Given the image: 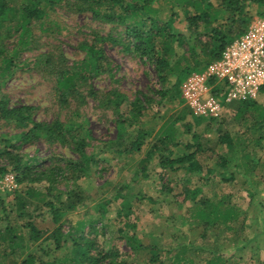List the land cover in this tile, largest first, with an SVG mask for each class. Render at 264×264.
Here are the masks:
<instances>
[{
  "label": "trees",
  "instance_id": "obj_1",
  "mask_svg": "<svg viewBox=\"0 0 264 264\" xmlns=\"http://www.w3.org/2000/svg\"><path fill=\"white\" fill-rule=\"evenodd\" d=\"M157 1L160 0H0V77L12 74L14 59L28 47L32 37V24L42 26L48 11L59 6L80 13L88 11L104 22L122 26L125 40L123 43L118 41V44L124 51L153 68L161 86V90L156 92L160 99L173 101L179 98L183 102L180 94L182 82L191 74L202 72L220 57L227 44L245 32L253 18L249 13L250 5L255 4L260 8L257 16L264 11V0H162L169 6L168 16L162 19L152 5ZM180 22H184V32L176 29ZM11 31L16 36V42L11 50H5L1 45V40L5 38L3 32L9 37L8 33ZM106 41L117 40L111 36L94 35L91 42L84 40L79 43L77 48L84 56L72 67L63 65L57 58L45 56L42 65L45 74L55 80V92L61 104L66 105L70 97H81L78 87L87 85L88 79L98 74L110 73L107 58L100 46ZM260 93L264 94V86ZM87 95L100 106L112 109L118 118L117 134L110 142V151L116 156L140 152L151 132L137 129L135 134H127L126 129L132 130L139 125L149 99L136 97L128 102L116 90L105 93L88 90ZM122 105L127 106L126 115L120 113ZM224 113L230 117L231 122L222 123ZM250 113H255L252 128L258 136L247 140L237 135V128L245 124ZM190 116L191 123L196 127L206 122L208 125H227V128L211 143L208 138H201L193 130L191 123H185L182 135H189V139L184 142L174 131V124L185 118L179 116L154 136V141L138 163L136 173L147 178V166L154 155L159 167L167 174L166 177L168 174L181 172L188 176L200 175L199 178L206 181L208 176L214 175L220 177L223 183H228L238 175L245 176L255 172L259 160L253 159L251 153L241 155V161L237 159L233 163L226 155H231L240 141H248L255 148H264V108L253 100H246L225 105L217 119L196 117L191 112ZM76 117L77 114L66 122H38L33 117V107H9L5 100L0 99V122L18 130L17 134L0 136V162H4L0 167V178L9 171L15 175L18 185L23 186L22 191L12 194L13 206L21 211L27 204L38 201L48 211L54 225L50 236L43 237L45 232L28 221L24 225L28 232L24 241L9 225L0 229V264L7 258L2 249L4 244L18 249V254H15L18 264H127L115 247L106 248L105 244L97 242L99 233H104L106 207L111 201L117 200H121L120 207L116 210V217L122 222L117 229L121 241L131 253L146 254L148 263L163 264L160 257L167 258L171 250L162 255L155 244H147L136 235V225L129 218L131 204L127 196L120 192L112 199L104 198L96 204L97 218L88 220L87 231L82 230L84 222L79 221L76 232H63L60 220L84 205L87 194L81 189L80 181L88 176L99 160L95 152L87 151L91 134L86 124ZM39 140L69 149L76 159L61 158L57 163L44 166L37 165L32 158H25L20 154L21 144H32ZM222 148L228 154H224ZM242 167L245 170L243 173ZM203 170L205 175L201 176ZM165 173L160 176L164 181L159 190L161 196L171 192L168 179L164 180ZM62 184L65 185L63 190L60 188ZM186 184H190V181H186ZM187 185L183 188V203H192L188 218L191 222L198 223L192 230L199 231L200 238L204 239L211 234L216 240L219 225L226 231L235 230V225L240 232L247 230L244 212H238L223 199L214 202L200 196L202 189L199 186L191 188ZM148 200L151 204L155 203L151 198ZM261 202L256 201V205L260 206ZM0 207L3 212L1 199ZM236 237L233 236V240H237ZM42 239H51L53 248L43 249L37 245L32 251V246ZM27 249L30 252L21 256ZM238 251V248L230 250L227 256L211 252L213 256L207 264H222L225 259H232ZM168 260L170 264H196L192 258H181L179 254L170 256Z\"/></svg>",
  "mask_w": 264,
  "mask_h": 264
},
{
  "label": "rangeland",
  "instance_id": "obj_2",
  "mask_svg": "<svg viewBox=\"0 0 264 264\" xmlns=\"http://www.w3.org/2000/svg\"><path fill=\"white\" fill-rule=\"evenodd\" d=\"M152 5L159 17L166 19L169 12L168 4L160 0L153 2ZM259 10L257 5L252 4L249 13L255 17ZM176 29L184 32V22H180ZM5 33L3 32L5 38L1 40V45L5 50H11L15 45L16 36L12 31L8 33L9 37ZM94 35L111 36L117 40L116 42L106 41L100 45L107 58L110 73L98 74L88 79L87 85L82 87L79 85L78 92L83 99L70 97L67 99V104L63 105L55 92V80L45 74L42 65L45 56L57 58L63 65L72 67L84 56V53L78 50V44L84 40L91 42ZM124 37L123 27L120 25L104 22L93 17L88 11L80 13L56 6L48 11L42 26L37 23L32 24V37L28 47L14 59L12 74L0 77V99L5 100L9 107L20 105L33 107V117L38 122L53 120L66 122L77 114L76 119L83 121L91 134L87 151L95 152L99 160L88 176L80 181L81 189L87 194L84 205L60 220L63 232H76L79 221L84 222L82 230L87 231L88 220L97 218L96 204L104 198L112 199L117 192H120L127 196L131 204L129 218L130 222L136 225V235L147 244H155L162 255L163 252L171 250L167 258L160 257L163 264H170L168 258L176 254H179L181 258H192L196 264H207L213 256L211 252L216 251L227 256L228 252L235 248L239 250L235 256L230 260L225 259L222 264H261L264 262V148L260 150L248 141H240L234 152L226 155L231 158V163L237 161L245 153H251L252 158L259 160V163L254 173L245 176L238 175L234 181L228 183H223L220 177L214 175L208 176L206 181L201 180L200 175L188 176L181 172L168 174L166 177L167 174L159 167L155 155L147 166L148 177L142 178V175L135 171L149 145L154 141V136L177 117L184 116L183 121L174 124V131L182 141L186 142L189 135H182V133L185 130L184 124L191 123V116L189 109L179 98L173 101L160 99L156 92L161 90V86L153 68L122 49L118 41L123 43ZM88 90H95L99 93L116 90L128 102L136 97L149 99L139 119V125L132 130L126 129L127 134H135L137 129L151 132L140 152H129L116 156L110 151V142L116 138L117 134L118 118L112 109L102 107L93 101L87 95ZM253 101L264 108L263 93L259 92ZM126 112L127 106L122 105L120 113L126 115ZM250 114L245 124L237 128V135L247 140L258 136L252 128L255 113ZM222 116H224L223 124L231 122L230 117L225 116V113ZM191 124L193 125V122ZM223 124L221 126L208 125L203 122L197 127L193 125V130L200 134L201 138H208L211 143H214L218 135L227 128V125ZM17 133L18 130L14 126L0 122V136H11ZM221 150L224 154H228L224 148ZM19 152L25 158H32L35 164L44 166L57 163V160L61 158L76 159L69 149L59 144L46 143L43 140L32 144H21ZM3 165L4 162H0V167ZM241 171L242 173L245 171L244 167ZM204 172L203 170L201 176L205 175ZM163 173H165L164 180L168 179L171 188L170 194L166 196H161L159 193L164 183L160 178ZM10 174L14 176L15 187H11L6 180V176ZM188 180L190 184L187 185ZM185 185L191 188L199 186L202 189L200 196L207 197L214 202L223 199L226 203L233 205L238 212H244L247 230L240 232L236 228L238 226L235 225V230L226 231L219 225L216 240L211 234L204 239L200 238L199 231L192 230L198 223H193L188 218L192 203L189 201L183 203ZM60 188L63 190L65 185L62 184ZM19 190L22 191L23 186L18 185L13 173L8 171L1 176L0 199L3 202V212L0 207V229L9 225L24 241L28 235L24 225L30 221L38 230L45 232L43 237L50 236L54 225L48 211L41 206V203L33 201L21 211L13 206L12 194ZM148 198L155 203L151 204ZM256 201L259 203L262 201L261 205H256ZM120 203L121 200H117L107 205L103 220L104 233H99L97 242L100 245L105 244L106 248L115 247L125 258L127 264H150L146 254L131 253L117 234V229L122 225L121 220L116 217V210L119 209ZM233 236H237V240H233ZM37 245L43 249L53 248L51 239H42L33 245L31 250L36 249ZM2 249L7 254L3 264L19 263L15 259V254H18L16 247L10 248L4 244ZM0 252H2L1 248ZM28 252H30L29 249L24 250L21 256Z\"/></svg>",
  "mask_w": 264,
  "mask_h": 264
},
{
  "label": "built area",
  "instance_id": "obj_3",
  "mask_svg": "<svg viewBox=\"0 0 264 264\" xmlns=\"http://www.w3.org/2000/svg\"><path fill=\"white\" fill-rule=\"evenodd\" d=\"M263 86L264 11L225 46L217 60L202 72L188 76L180 86V94L194 116L217 119L225 105L253 100ZM6 180L11 187L16 186L12 174Z\"/></svg>",
  "mask_w": 264,
  "mask_h": 264
}]
</instances>
